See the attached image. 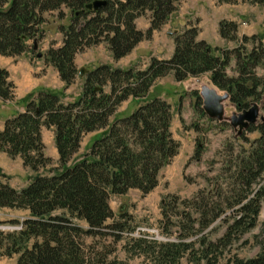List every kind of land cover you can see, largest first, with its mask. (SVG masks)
<instances>
[{
  "label": "trees",
  "instance_id": "1",
  "mask_svg": "<svg viewBox=\"0 0 264 264\" xmlns=\"http://www.w3.org/2000/svg\"><path fill=\"white\" fill-rule=\"evenodd\" d=\"M93 1L0 0V54L19 56L26 52L29 41L43 36V15L56 11L63 18L65 6L71 12V20L60 27L63 44L50 48L46 60L67 87L75 81L74 57L79 51L105 42L114 59L123 58L141 40L151 38L181 0H103L106 5L98 10L87 9ZM218 1L264 4V0ZM145 12L150 13L149 28L138 30L135 20ZM218 29L223 39L237 38L233 21L219 22ZM198 34L194 26L175 34L170 58H151L145 69H118L102 64L88 70L79 96L72 101L63 102L57 90L39 88L24 98L22 111L5 119L0 130V152L13 159L19 157L23 166L37 172L52 163V158L44 153L41 130L53 128L59 165L49 175H35L22 189L10 186L9 176L0 168V208L29 212L21 230L0 231V258L17 255L15 264H130L117 258L108 260L106 254L91 246L88 249L83 238L100 235L102 229H110L112 235L120 237L125 223L107 224L115 219L110 196L123 195L129 189H137L143 195L151 192L159 184L162 167L178 154L180 143L170 130L171 107L163 99L144 101L127 116L111 120L122 102L145 97L157 78L171 72L177 81L209 74L212 85L227 93L240 111L248 110L252 103L258 104L263 113L260 120L249 124L243 133L257 131L260 136L248 152L233 162L234 172L228 178L227 189L220 187L207 195L198 192L191 205L199 216L179 229L178 240L160 242L144 235L131 236L124 244L127 257L140 258L141 264H182L185 256L191 264H218L227 247L256 226L260 208L264 207V75L258 76L255 69H264V48L260 44L249 51L242 46L231 51L214 49L205 40H198ZM254 38L245 35L241 43ZM217 51L219 54H215ZM231 55L236 59L237 76L230 77L225 70ZM7 78L8 71L0 69L3 102L13 98V84ZM97 130L100 134L88 150L72 161L82 136ZM243 133L240 137L245 138ZM199 150L195 148L193 157L197 161ZM226 210L231 211L229 219L221 218ZM118 215L126 217L125 212ZM218 219L228 223V227L215 241H209L206 234L191 241L186 239L203 233ZM78 222L86 223L85 228ZM170 226L164 230L170 232ZM259 244L260 250L253 258L234 255L226 263L264 264V239Z\"/></svg>",
  "mask_w": 264,
  "mask_h": 264
},
{
  "label": "rangeland",
  "instance_id": "2",
  "mask_svg": "<svg viewBox=\"0 0 264 264\" xmlns=\"http://www.w3.org/2000/svg\"><path fill=\"white\" fill-rule=\"evenodd\" d=\"M62 11H64L63 18H59L56 11L47 12L43 15L46 20L40 26L43 36L37 41V47L34 50L32 48L33 42L29 41L27 51L19 56L3 55L12 60V63L7 66L10 67L13 77L5 67H0V69L8 71L7 80L13 84V98L10 100V104L5 105L7 112L2 110V104H0L2 120L8 115L16 114L21 106H24L25 99L19 101L14 97V92H16V80L14 78L18 77L20 72L26 74L28 69L38 68L34 71L33 79L41 81V85L36 87L31 95H34L39 88L44 86V89H48L46 91L53 90L56 92L57 90L62 96L63 102L66 103L76 99L80 93L84 81L83 75H80L81 69L91 70L102 64L111 65L118 69L128 67H134L136 70L145 69L151 58L169 59L174 51L173 34L184 32L187 27H196L199 30L198 40H205L214 49L216 47L220 50L231 51V49L242 46L249 51L260 44V47L264 48V4L257 5L248 1L228 4L218 0H181L176 4V10L169 15L167 22L159 29H155L151 38L141 40L125 57L114 59L105 42L88 46L79 51L74 57V64L77 69L75 81L65 87L56 68L46 60L50 48L55 49L62 46L64 34L59 31L60 27L68 25L71 20L70 10L63 6ZM150 18L149 12L139 16L135 20L136 28L142 31L147 30L150 25ZM223 20L236 23V39L229 41L220 36L218 26L219 22ZM245 35L247 37L255 36V38L241 43V39ZM215 37H218L220 41L216 42ZM219 42L221 43L217 45ZM38 53H41L42 56L38 57ZM215 54H219V51ZM13 67L19 68L16 75ZM225 72L230 77L237 76L236 59L233 55H231ZM255 72L258 76L264 75V69L256 68ZM209 77L210 75L206 73L201 77H189L184 81H177L171 72L157 78L145 97L140 100L129 98L116 108L117 111L111 116V120L113 117L127 116L144 101L156 97L163 99L171 107L170 130L172 137L180 143V146L178 154L160 170L159 184L154 190L143 195L137 189H129L123 195L110 196V206L115 219L114 221L109 220L107 224L115 221L125 223L124 231L117 238L112 235L110 229H102L100 235L85 236L83 241L88 249L91 246L94 251L106 254L108 260L117 258L126 260L130 264H141L142 259L128 258L124 250V244L131 236L137 237L139 234V236L147 235L160 242L176 241L179 239V229L183 225L191 224V220L193 221L199 216L191 205L197 198L198 192L203 191V194L207 195L220 187L227 189L230 182L228 178L234 172L233 162L244 151H249L251 143L259 138L260 134L257 131L243 133L245 138L235 135L229 118L233 112H240V110L229 100L223 102L226 105L223 121L212 120L205 112L201 115L198 106L200 104L201 109H203L200 89L202 86L215 89ZM215 90L223 94V91ZM108 91L109 88L106 87L105 92ZM6 113L10 114L6 115ZM260 114L263 113L260 112ZM99 134L100 131L97 130L83 135L80 148L72 161L81 158L82 153L88 150ZM195 148L201 151L198 161L193 158L196 154ZM47 151V155H49L50 149ZM2 155L10 160L13 171L8 168L7 171L10 173L8 179H11L12 186L18 189L26 186L35 175H49L50 170L59 165L58 159L52 158V163L49 166L39 168L37 172H34L28 167H23L18 158L11 160L4 154ZM260 210L256 226L227 247L218 264H227V259L234 255L242 258H253L259 252V243L264 239V207H261ZM226 211V214L222 215L221 218L224 216L230 218L231 211ZM119 212H125L126 217L120 218ZM24 215L21 214L17 218L9 216V220L22 219ZM9 220L0 223V225L3 227L12 225L13 223ZM78 224L83 228L86 226L84 222H78ZM227 225L228 223L218 219L209 225L203 233L192 235L186 239L191 241L199 235L206 234L209 241H215L226 231ZM166 226L171 227L170 232L164 230L167 228ZM194 227L197 228V225L194 224ZM16 257L17 255L10 258L1 257L0 264H14ZM181 263L191 264L186 256L181 259Z\"/></svg>",
  "mask_w": 264,
  "mask_h": 264
},
{
  "label": "crops",
  "instance_id": "3",
  "mask_svg": "<svg viewBox=\"0 0 264 264\" xmlns=\"http://www.w3.org/2000/svg\"><path fill=\"white\" fill-rule=\"evenodd\" d=\"M218 39H219L218 37L214 38V40L216 42L220 41ZM220 43L221 42H219L218 44L216 43V44L219 45ZM10 63H12V60L10 59V57H5V56L2 57L0 55V67L1 68L5 67L9 71L11 77H13L10 67L7 66ZM37 69L38 68L28 69L26 74L23 72H20L18 77L14 76L15 77L14 79L16 80V82H15L16 83V92H14V97L16 99H18L19 101L21 99L26 98L27 95L32 93L36 87H39L41 85V81L33 79L34 71H36ZM13 71L16 75L19 72V68L13 67ZM14 79H12V80L14 81ZM43 87L44 86H42L41 88H43ZM0 104H2V110L4 112H7V111H5V105L10 104V101L3 102L0 99ZM23 107L21 106V108L19 109L18 112L22 111ZM7 114H10V113H6V115ZM14 115L15 114L8 115V117H6V118L12 117ZM1 117L2 116H0V130L3 129V124H4L5 119H6L5 118L4 120H2L3 118H1ZM48 135H49V139L47 140ZM41 136H42V141H44V144H45V149H44L45 155L57 160L59 158V156H58L56 147L54 146L55 141H54L53 128L47 129V128L43 127L41 130ZM51 148L53 149L52 151H51ZM49 149H50V153H49V155H47V153H48L47 150H49ZM2 154H4V153L0 152V168L2 169L3 173H5L6 175L9 176L10 173H9V171H7L8 168L11 169V171H13L12 167L10 166L11 165L10 160L6 159ZM6 157H8V156H6ZM9 158L12 160L11 157H9ZM17 158L19 159V161H21L20 162V164H21L22 160L19 157H17ZM8 165H9V167H7ZM22 166H23V163H22ZM23 167H25V166H23ZM8 183L12 186L11 179H8ZM12 187L15 188L14 186H12ZM16 189H18V188H16ZM21 214H23V215L25 214L24 216L27 217L29 215V212L27 210L23 211V210H17V209H12V208H8V209L7 208H0V216H1L0 220L1 221H7L10 219V217L11 218H17V217L21 216ZM14 264H15V262H14Z\"/></svg>",
  "mask_w": 264,
  "mask_h": 264
},
{
  "label": "water",
  "instance_id": "4",
  "mask_svg": "<svg viewBox=\"0 0 264 264\" xmlns=\"http://www.w3.org/2000/svg\"><path fill=\"white\" fill-rule=\"evenodd\" d=\"M106 5L103 0H94L92 4L87 5V9L98 10L102 6ZM37 47V41L33 42V50ZM42 54L38 53V57ZM86 71L84 69L80 70V75H84ZM200 94L202 97V106L205 114L212 120L223 121L225 107L223 102L229 100V95L227 93L220 94L217 90L202 86L200 89ZM260 108L258 104L252 103V106L248 110H243L241 112H233L232 116L229 118L230 125L235 129V135L240 136L243 131H245L249 124L256 123L259 119Z\"/></svg>",
  "mask_w": 264,
  "mask_h": 264
},
{
  "label": "built area",
  "instance_id": "5",
  "mask_svg": "<svg viewBox=\"0 0 264 264\" xmlns=\"http://www.w3.org/2000/svg\"><path fill=\"white\" fill-rule=\"evenodd\" d=\"M23 221V220H22ZM22 221L18 224H12V225H9V226H1L0 225V230L1 231H19L22 229Z\"/></svg>",
  "mask_w": 264,
  "mask_h": 264
},
{
  "label": "bare ground",
  "instance_id": "6",
  "mask_svg": "<svg viewBox=\"0 0 264 264\" xmlns=\"http://www.w3.org/2000/svg\"><path fill=\"white\" fill-rule=\"evenodd\" d=\"M224 107H226V105L223 103Z\"/></svg>",
  "mask_w": 264,
  "mask_h": 264
}]
</instances>
